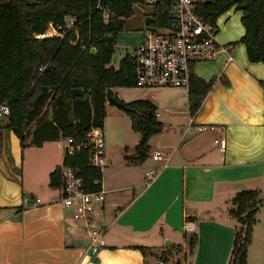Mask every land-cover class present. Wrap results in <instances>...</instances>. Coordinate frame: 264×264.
Instances as JSON below:
<instances>
[{
    "label": "crops",
    "instance_id": "1",
    "mask_svg": "<svg viewBox=\"0 0 264 264\" xmlns=\"http://www.w3.org/2000/svg\"><path fill=\"white\" fill-rule=\"evenodd\" d=\"M241 16L242 11L232 7L218 17L221 45L231 46L244 35ZM230 56L228 61V55L220 53L215 61L194 65V76L204 81L215 78L194 115L189 113L188 88L134 87L140 93H131L133 88L111 89L123 102L150 101L163 128L149 139L143 161L134 158L138 142L132 148L105 143L108 165L101 177L106 192L102 222L108 228L96 247H90L88 232L60 204V187L49 184L54 169L62 168V139L34 146L28 144L29 136L22 149L13 132L7 142L4 135L0 264H162L158 256L170 245L180 249L167 264H228L237 225L228 213L230 201L241 190L264 187V63L249 62L243 44L231 46ZM109 107L116 106L106 100L105 111ZM198 125L213 128L198 132ZM222 138L224 149L215 142ZM158 150L161 159L155 160ZM147 162L139 173V164ZM150 170L156 174L146 185ZM255 218L247 264H264L262 206ZM186 223L194 225L198 236L191 254Z\"/></svg>",
    "mask_w": 264,
    "mask_h": 264
},
{
    "label": "trees",
    "instance_id": "2",
    "mask_svg": "<svg viewBox=\"0 0 264 264\" xmlns=\"http://www.w3.org/2000/svg\"><path fill=\"white\" fill-rule=\"evenodd\" d=\"M96 3L97 0H0V105L8 110L0 124V158L3 136L7 142L9 132L17 136L22 149L28 144L41 146L59 139H71L73 145L83 143L92 128L103 127L107 90L135 87L131 55L126 53L117 68L111 66V61L124 20L134 16L135 5L148 4L146 0H102L111 13L105 24L102 13L95 10ZM172 5L171 0L155 1L152 14L145 18L139 42L146 31L170 23ZM232 7L242 11L244 35L231 46L243 44L249 62L264 63V0H198L196 10L207 22L214 23ZM70 19L74 28L62 36L37 37L44 34L49 23L64 26ZM214 81V77L204 81L191 74L187 94L191 115L197 112ZM72 89H79L81 94L72 97ZM109 104L128 116L132 131L139 135L134 158L143 161L149 139L163 128L155 105L148 100ZM5 151L13 167L7 144ZM62 166L79 169L85 190L99 189L92 183L101 179L102 172L89 165L87 150L65 152ZM49 180L51 187H61L60 166ZM230 204L228 213L237 225L228 264H247L255 215L259 206L264 208V187L241 190ZM191 220L195 219L186 218ZM197 237L195 231L187 236L190 254L195 250ZM179 249V245H170L158 256L159 261L167 264ZM140 250L144 253V247Z\"/></svg>",
    "mask_w": 264,
    "mask_h": 264
},
{
    "label": "built area",
    "instance_id": "3",
    "mask_svg": "<svg viewBox=\"0 0 264 264\" xmlns=\"http://www.w3.org/2000/svg\"><path fill=\"white\" fill-rule=\"evenodd\" d=\"M97 0L95 10L102 13L103 23H108L110 11ZM156 0H146L153 5ZM172 18L170 23L155 30H148L144 38L133 48L130 54L134 61L135 87L139 89L157 88H188L193 67L198 62L215 61L220 53L230 56L231 46L221 45L217 41V20L207 22L196 10L198 0H171ZM72 19L66 20L64 26L49 23L44 34L39 38L62 36L65 31L74 28ZM264 90V86H263ZM8 112L7 107L0 105V124ZM212 126L198 125V132L212 129ZM221 147H225V139L215 140ZM85 149L88 152V162L93 168L101 172L108 165L106 159L104 134L101 128H92L86 140L73 145L71 139H65V152L73 154ZM153 159L160 160L161 152L155 151ZM79 169L62 166V185L59 201L62 207L70 210L74 223L85 229L89 234L90 247H96L108 226L102 222L106 206V192L102 188L101 179H95L93 185L99 186L95 191H87ZM155 170L146 173L147 183L154 178ZM38 201V200H37ZM187 232L194 231V225L186 223Z\"/></svg>",
    "mask_w": 264,
    "mask_h": 264
},
{
    "label": "rangeland",
    "instance_id": "4",
    "mask_svg": "<svg viewBox=\"0 0 264 264\" xmlns=\"http://www.w3.org/2000/svg\"><path fill=\"white\" fill-rule=\"evenodd\" d=\"M2 1V0H1ZM134 16L124 20L123 31L119 34L115 42V53L113 54L111 66L118 67L119 61L123 56L128 53L131 54L133 48L139 43L140 35L145 30V18L152 14V5L147 6H136L134 7ZM166 90V89H163ZM163 90H152V91H163ZM131 93H140L142 90L136 88L129 90ZM114 107V106H113ZM107 112V113H106ZM162 118V117H160ZM103 134L105 143L111 147H115L118 143L124 144L123 146H130L132 148L139 140V135L132 131L131 124L128 116L120 112L116 107L108 108L105 111V117L103 120ZM59 145L63 147L65 141L63 139L59 142ZM124 155V150L121 153ZM148 164H139L140 170Z\"/></svg>",
    "mask_w": 264,
    "mask_h": 264
},
{
    "label": "water",
    "instance_id": "5",
    "mask_svg": "<svg viewBox=\"0 0 264 264\" xmlns=\"http://www.w3.org/2000/svg\"><path fill=\"white\" fill-rule=\"evenodd\" d=\"M81 94L79 89H72L71 90V96L72 97H76L79 96ZM106 99L109 102H112L114 104H119V100L117 99V97L111 92V90H107L106 92Z\"/></svg>",
    "mask_w": 264,
    "mask_h": 264
}]
</instances>
